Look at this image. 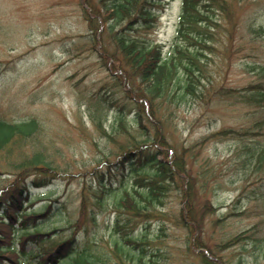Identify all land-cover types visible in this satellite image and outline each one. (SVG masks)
Segmentation results:
<instances>
[{
	"label": "rangeland",
	"instance_id": "1",
	"mask_svg": "<svg viewBox=\"0 0 264 264\" xmlns=\"http://www.w3.org/2000/svg\"><path fill=\"white\" fill-rule=\"evenodd\" d=\"M89 1L96 7L97 0ZM181 3L162 0L157 20L140 29L139 37L163 44L169 53ZM91 8L81 0H0V109L10 120L39 122L21 149L8 157L0 152V188L14 179L17 160L43 151L59 173L31 193L40 199L35 206L62 201L59 214L49 216L47 230L57 229L54 238L75 235L101 252L106 264H131L114 253L116 239L127 245L114 231L120 216L130 236L145 242L149 264H204L200 253L215 255V264H264V166L263 159L257 161L264 146V106L263 100H248L264 91V0H228L226 9L215 12L197 96L152 100L150 112L157 118L145 113L146 128L134 120L140 80L102 56L101 50L113 49L94 16L97 28L91 32ZM159 133L160 157L172 154L192 180L168 186L161 203L135 214L115 203L122 190L99 205L96 172L119 164L118 157L140 139ZM35 175H25L29 185ZM126 177L133 191V176ZM83 186L91 213L81 219ZM48 189L52 194L44 195Z\"/></svg>",
	"mask_w": 264,
	"mask_h": 264
},
{
	"label": "trees",
	"instance_id": "2",
	"mask_svg": "<svg viewBox=\"0 0 264 264\" xmlns=\"http://www.w3.org/2000/svg\"><path fill=\"white\" fill-rule=\"evenodd\" d=\"M81 1L84 5L91 4L92 7L88 17L91 32L94 33L97 28L92 19L94 16L100 22L101 32L106 31L108 34L110 44L107 46L110 51L113 50L111 52L101 50L102 56H106L105 58L117 67L124 65L130 68L133 75L140 80L143 88L135 98L138 111L134 120L143 128H146L142 121L143 116L145 113H151L152 100L160 98L161 102L163 99L167 102L169 97L184 100L197 96L200 85L202 86L201 76H204L202 50L210 48L214 40L213 27L217 26L215 12L226 9L228 0H182L177 36L167 54H164L163 44L148 43L139 37L140 29L150 28L157 20L162 0H97V4L94 3L96 7L90 1L87 2L88 0ZM256 87L261 88L259 85L251 88ZM248 100H256L259 103L263 100L264 106V91L262 93L256 90L248 96ZM151 114L156 120V113ZM119 117L122 126L123 116ZM38 128L37 119L13 121L0 109V152L6 151L8 157L15 150L21 149L26 139L36 133ZM160 138L159 133L155 134L154 138L140 139L135 146L133 145L131 149L133 151L124 152L118 157L119 164L113 163L107 171L96 172L99 187L95 197L99 205L103 204L114 191L122 190L123 194L117 196L115 203L132 210L135 214L141 208L148 209V205L161 203L162 195L168 186L177 184L179 180L186 183L187 177L191 179L188 170L184 175L180 161L174 163L172 154L167 153L169 159L164 160L160 157L161 151L158 149L161 145ZM153 145L156 147L149 150L148 148ZM257 157L258 162L263 159L264 166V146ZM52 162L43 151L38 150L29 156L25 155L13 164L17 169L12 173L15 174L14 179L0 188V264H106L101 252H92L88 243L81 244L75 235L57 239L54 238L57 229L47 230L49 216L59 214L61 211L59 203L62 201L49 199L35 206L40 199L34 201L31 185L26 182V178L31 172H35L33 187L49 185L59 173ZM127 173L133 176L134 185L131 186L133 191L127 189L130 180L126 177ZM115 183L123 184L124 188H113L112 185ZM137 186L143 188L139 189ZM52 192L48 189L44 195H51ZM88 205L87 187L83 186L79 209L81 219L91 213ZM194 225L196 229L195 222ZM126 227L127 223L118 216L114 231L121 234L127 245H122V242L116 239L114 253L118 255L119 252L127 256L126 259L131 264H149L150 260H146L145 257L147 255L145 242L138 237L130 236L132 230L128 231ZM240 237L242 236H236L234 240L243 239ZM199 255L204 264H215L216 258L213 259L215 255L211 253Z\"/></svg>",
	"mask_w": 264,
	"mask_h": 264
}]
</instances>
